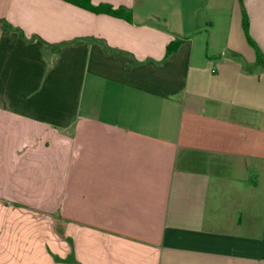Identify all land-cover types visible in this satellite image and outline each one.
Masks as SVG:
<instances>
[{"label": "crops", "instance_id": "0c3cea01", "mask_svg": "<svg viewBox=\"0 0 264 264\" xmlns=\"http://www.w3.org/2000/svg\"><path fill=\"white\" fill-rule=\"evenodd\" d=\"M90 1L0 0V264H264V0Z\"/></svg>", "mask_w": 264, "mask_h": 264}, {"label": "trees", "instance_id": "16d2710c", "mask_svg": "<svg viewBox=\"0 0 264 264\" xmlns=\"http://www.w3.org/2000/svg\"><path fill=\"white\" fill-rule=\"evenodd\" d=\"M64 1L71 3L75 6L81 7L83 9H86L90 12L96 13V14H106V15H110L113 17L124 19L126 21L132 20V13L123 8L115 9L111 5H108V4L94 5L91 3L90 0H64ZM243 26H244V30L248 38V42L254 48L256 52L257 61H256L255 66L261 67L264 69V54L261 51V49L257 46V44L249 36V18L244 9H243ZM177 45H178V42H174L173 44H171L168 47L167 54L169 55L172 52H174Z\"/></svg>", "mask_w": 264, "mask_h": 264}, {"label": "rangeland", "instance_id": "374dc122", "mask_svg": "<svg viewBox=\"0 0 264 264\" xmlns=\"http://www.w3.org/2000/svg\"><path fill=\"white\" fill-rule=\"evenodd\" d=\"M154 17L152 18L153 21H157L159 17H162L161 14H153ZM165 22V21H164ZM163 22V24H164ZM176 30L177 32L181 31L183 32V28H181L179 25H177V23L174 24V28H173V31ZM179 32V33H181ZM224 36H217L215 37L213 35V38L211 39V43L209 45V43L206 41L202 42V44L199 46V48H197V50H199L201 53H208V55L210 57H214V56H222V57H229L231 59H234L232 57V54L230 51V47H229V44L226 43V41H223L224 40ZM234 52V51H233ZM237 53V52H235ZM238 54V53H237ZM241 55V54H239ZM242 56V55H241ZM242 59L243 60H247V56H242Z\"/></svg>", "mask_w": 264, "mask_h": 264}]
</instances>
